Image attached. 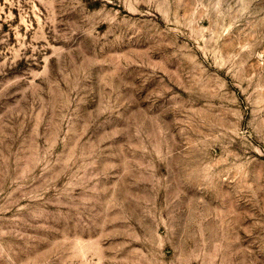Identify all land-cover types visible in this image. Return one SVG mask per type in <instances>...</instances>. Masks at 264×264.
<instances>
[{
	"label": "rangeland",
	"instance_id": "1",
	"mask_svg": "<svg viewBox=\"0 0 264 264\" xmlns=\"http://www.w3.org/2000/svg\"><path fill=\"white\" fill-rule=\"evenodd\" d=\"M0 264H264V0H0Z\"/></svg>",
	"mask_w": 264,
	"mask_h": 264
}]
</instances>
